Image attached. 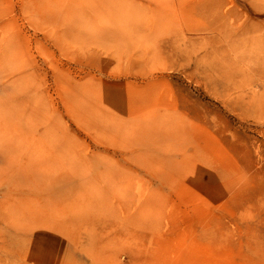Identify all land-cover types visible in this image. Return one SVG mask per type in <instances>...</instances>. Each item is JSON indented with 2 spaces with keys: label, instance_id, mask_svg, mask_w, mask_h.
<instances>
[{
  "label": "rangeland",
  "instance_id": "obj_1",
  "mask_svg": "<svg viewBox=\"0 0 264 264\" xmlns=\"http://www.w3.org/2000/svg\"><path fill=\"white\" fill-rule=\"evenodd\" d=\"M0 264H264V0H0Z\"/></svg>",
  "mask_w": 264,
  "mask_h": 264
}]
</instances>
